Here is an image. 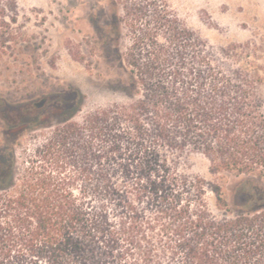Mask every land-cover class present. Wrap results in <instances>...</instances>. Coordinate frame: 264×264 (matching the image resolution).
Segmentation results:
<instances>
[{
  "label": "rangeland",
  "instance_id": "374dc122",
  "mask_svg": "<svg viewBox=\"0 0 264 264\" xmlns=\"http://www.w3.org/2000/svg\"><path fill=\"white\" fill-rule=\"evenodd\" d=\"M166 2L213 49L215 63L231 65L219 49L250 45L239 64L249 62L250 70L257 69L264 115V0ZM120 14L114 0H0V177L12 162V190L18 189L32 161L44 165L38 151L61 140L54 154L63 166L58 176L71 179L68 190L77 198L84 195L112 230L135 214L141 250H150V264H183L185 251L176 246L183 242L176 235L183 223L178 213L193 211L197 200L157 165L166 160L179 175L202 181L204 204L217 218L224 212L210 188L220 186L236 213L245 202L250 206L251 187L245 181L250 178L212 175L201 155L174 160L173 151L154 144L151 125L140 117L93 136L88 117L139 99L123 61L128 37L121 26L120 34L113 32L114 16ZM139 255L135 251L133 258Z\"/></svg>",
  "mask_w": 264,
  "mask_h": 264
},
{
  "label": "trees",
  "instance_id": "16d2710c",
  "mask_svg": "<svg viewBox=\"0 0 264 264\" xmlns=\"http://www.w3.org/2000/svg\"><path fill=\"white\" fill-rule=\"evenodd\" d=\"M114 1L121 14L114 16L113 32L120 34L121 26L128 37L123 61L139 99L88 117L91 133L97 138L109 125L140 117L151 125L154 144L173 151L174 160L201 155L212 175L250 178L245 180L251 187L250 206L245 202L236 213L220 186L210 188L217 209L224 212L217 218L204 204L202 181L179 175L166 160L157 165L197 200L193 211L178 213L183 223L176 235L183 242L176 246L185 251L183 264H264L261 79L249 62L239 64L250 45L219 49L231 65L215 63L213 49L180 22L166 0ZM60 141L38 151L44 165L32 161L14 191V165L3 168L0 264H113L127 258L124 264H150V250H141L135 214L112 230L84 195L77 198L68 190L71 179L58 176L63 166L54 154ZM135 251L139 259L133 258Z\"/></svg>",
  "mask_w": 264,
  "mask_h": 264
}]
</instances>
